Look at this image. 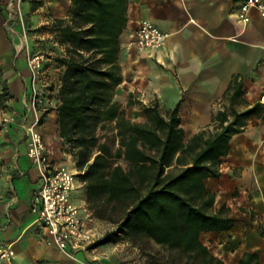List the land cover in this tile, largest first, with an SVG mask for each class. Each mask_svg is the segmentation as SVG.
I'll use <instances>...</instances> for the list:
<instances>
[{"label": "crops", "instance_id": "obj_1", "mask_svg": "<svg viewBox=\"0 0 264 264\" xmlns=\"http://www.w3.org/2000/svg\"><path fill=\"white\" fill-rule=\"evenodd\" d=\"M243 1L128 0V22L121 34L118 60L121 82L115 100L124 101L123 90L138 93L144 103H156L164 112L178 106L185 139L211 128L217 110L230 106L226 91L234 77L241 82V93L233 108L241 112L259 103L264 93V17L251 9L249 22L238 21L235 13ZM69 5L70 0H0V246L14 253L2 264H130L113 253L65 255L49 244L46 227L30 210L41 179L27 155L29 136L20 126L21 118L27 116L28 124L32 115H27L24 105L30 93L27 56L33 53L35 40L50 39L56 45L43 27L56 19H68ZM143 19L166 33L160 48L138 51L126 42ZM54 71L60 74L59 67ZM42 93L45 101L38 131L52 164L76 173L72 198L92 226L84 184L70 147L59 134L58 100ZM4 117H12L11 122L4 125ZM219 171L218 178L204 179L214 195L213 209L231 207L226 200L230 197L239 208H231L228 215L239 221L228 231L201 233L210 240L204 244L226 264H238L244 252L257 253L264 264L263 113L247 117L242 131L232 135ZM239 240L243 244L234 246ZM216 242L218 248L212 251Z\"/></svg>", "mask_w": 264, "mask_h": 264}, {"label": "trees", "instance_id": "obj_2", "mask_svg": "<svg viewBox=\"0 0 264 264\" xmlns=\"http://www.w3.org/2000/svg\"><path fill=\"white\" fill-rule=\"evenodd\" d=\"M127 4L128 0H70L68 19L43 27L56 42L54 50L63 52L53 59L60 68V137L70 147L93 217L115 225L94 246L135 236L169 251L166 264H226L200 235L228 231L236 219L223 213L224 207L209 211L214 195L204 179L220 176L230 138L242 131L247 117L264 114V106L257 102L236 111L241 82L234 77L226 91L230 106L213 116L215 130L185 139L178 106L164 112L156 103L135 102L132 93L124 105L115 100ZM136 105L143 122L126 116ZM109 122L119 142L115 151L96 136V130ZM238 264H260L259 256L244 252Z\"/></svg>", "mask_w": 264, "mask_h": 264}, {"label": "built area", "instance_id": "obj_3", "mask_svg": "<svg viewBox=\"0 0 264 264\" xmlns=\"http://www.w3.org/2000/svg\"><path fill=\"white\" fill-rule=\"evenodd\" d=\"M251 9H256L264 17V0H244L239 5L235 17L242 23L250 20ZM166 33L162 32L149 20H141L130 34L129 44L136 50H155L160 48ZM45 54L36 52L27 56V66L30 70V93L26 96L25 112L31 115L27 124V116L20 120V126L29 136L27 155L37 168L41 185L33 197L30 210L46 227L50 236L49 244H53L60 252L75 258L84 253L96 256L98 246L97 230L86 223L81 208L73 201L75 190V173L66 166L52 164L38 127L41 123L39 112L45 101L40 83L44 73ZM46 100H48L46 98ZM259 104L264 106V93L259 98ZM12 117H4V125L10 123ZM14 256L7 246H0V264L9 262Z\"/></svg>", "mask_w": 264, "mask_h": 264}, {"label": "rangeland", "instance_id": "obj_4", "mask_svg": "<svg viewBox=\"0 0 264 264\" xmlns=\"http://www.w3.org/2000/svg\"><path fill=\"white\" fill-rule=\"evenodd\" d=\"M129 41H130V35L128 37V41L126 42H129ZM34 43H35V47H34L33 53L40 52L43 54H47L48 56L47 57L45 55L47 59L44 63L45 65L43 68L44 69L43 78H41L43 82L41 81L40 83L41 91L43 90V92L47 94L48 98L50 99L53 98L54 100L57 101L58 99L57 93H58L60 81H59V73L57 71L53 72V70L58 68L56 64L54 63L53 59L55 58V56L63 54V52L61 50L59 51L54 50V48H56L54 46L56 45H53L50 39L35 40ZM121 95L122 97H126L123 102H120L122 105H124L127 100L128 94H126L125 91L121 90ZM133 100L135 102L138 101V102L144 103L141 100V96L135 92L133 93ZM144 104H150V103L147 102ZM126 116L132 121H139V122L145 121V117L137 105L127 110ZM214 130H215V127L212 126L211 128H207L205 131L208 134ZM96 136L99 139V141L105 142L106 144H108L112 151H115L119 147V142L115 137L113 122L105 123L103 127L98 128L96 130ZM121 164L124 167H126V164L124 162H121ZM74 166H75V162H74ZM71 171L74 172V170H71ZM83 187L79 188V190H81ZM84 190H85V187H84ZM226 200L227 202H229L228 204L231 205V207H226V208L224 207L225 209L223 213L231 212V208H233L234 210H237V208H239L234 205L235 203L232 198L229 197V198H226ZM85 201H86V198H85ZM85 205L87 207L86 202H85ZM217 206H219V204H217ZM218 209L217 207L216 209H213V206H212L209 209V211L214 212L215 210V212H219L220 210L218 211ZM90 216L92 217L93 219L92 221L94 222V224H92V227H94L97 230L98 240L103 236L105 232L110 231L115 228V225L109 222L94 218L92 215V212H90ZM237 220L239 221V218L236 219V221ZM262 234H264V230L262 231ZM236 238H239V236ZM200 239L203 243H207L210 241L207 235H204V234L200 236ZM117 242H116L117 244L109 242L106 249L105 247L100 249L102 245L98 246V249L96 250V254H98L99 256H106V255L108 256L110 253L117 254L118 258L123 260V262H127L128 260H130V264H151L152 262H158L159 264H166V261L168 260V257L170 256L169 251L162 249L160 246L154 244L151 240L147 238H140V237L134 236L131 239H128L125 237H121ZM217 243L218 242L214 244V247L211 246L212 251L218 248ZM241 244H243V240L236 241V243H234V246H237V245L240 246ZM103 246H105V244H103ZM225 246H229V241H226ZM243 246L245 245H242V248Z\"/></svg>", "mask_w": 264, "mask_h": 264}]
</instances>
